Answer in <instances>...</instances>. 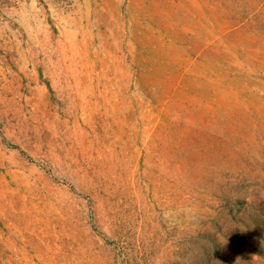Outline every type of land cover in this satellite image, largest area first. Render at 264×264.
<instances>
[{
  "label": "rangeland",
  "instance_id": "rangeland-1",
  "mask_svg": "<svg viewBox=\"0 0 264 264\" xmlns=\"http://www.w3.org/2000/svg\"><path fill=\"white\" fill-rule=\"evenodd\" d=\"M0 264H264V0H0Z\"/></svg>",
  "mask_w": 264,
  "mask_h": 264
}]
</instances>
